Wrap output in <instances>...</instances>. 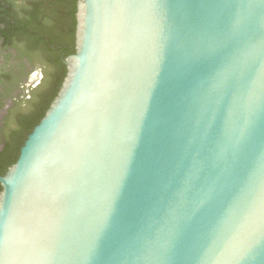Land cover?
I'll return each mask as SVG.
<instances>
[{
	"label": "water",
	"instance_id": "obj_1",
	"mask_svg": "<svg viewBox=\"0 0 264 264\" xmlns=\"http://www.w3.org/2000/svg\"><path fill=\"white\" fill-rule=\"evenodd\" d=\"M75 51L0 174V264H264V0H77Z\"/></svg>",
	"mask_w": 264,
	"mask_h": 264
},
{
	"label": "trees",
	"instance_id": "obj_2",
	"mask_svg": "<svg viewBox=\"0 0 264 264\" xmlns=\"http://www.w3.org/2000/svg\"><path fill=\"white\" fill-rule=\"evenodd\" d=\"M77 0H0V36L3 44L36 55L46 66L40 85L32 92L26 109L14 111L3 128L4 146L0 149V174L18 157L20 146L39 122L57 94L66 74L64 59L75 51ZM0 184V191H1Z\"/></svg>",
	"mask_w": 264,
	"mask_h": 264
},
{
	"label": "flooded vegetation",
	"instance_id": "obj_3",
	"mask_svg": "<svg viewBox=\"0 0 264 264\" xmlns=\"http://www.w3.org/2000/svg\"><path fill=\"white\" fill-rule=\"evenodd\" d=\"M3 42L0 36V149L4 146V126L12 120L14 111L27 106L25 100L30 99L32 92L42 91L40 84L46 70L33 53H24Z\"/></svg>",
	"mask_w": 264,
	"mask_h": 264
}]
</instances>
